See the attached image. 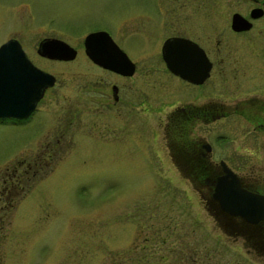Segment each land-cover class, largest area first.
<instances>
[{
	"label": "rangeland",
	"instance_id": "rangeland-1",
	"mask_svg": "<svg viewBox=\"0 0 264 264\" xmlns=\"http://www.w3.org/2000/svg\"><path fill=\"white\" fill-rule=\"evenodd\" d=\"M249 5L247 0H0V43L16 38L35 65L55 76L30 120L0 123V167L43 160L5 217L0 264H264L256 244L213 218L203 180L185 178L159 159L167 152L161 128L141 140L119 142L108 140L112 132L87 131L80 119L81 83L85 67L91 68L81 42L90 30L103 28L115 39L122 29L142 31L158 39L160 11L165 17L198 12L201 19L211 17L202 20L212 23L214 35L225 36L230 12ZM130 15L140 21L125 24ZM198 32L207 33L203 27ZM49 36L74 47V57L36 53L38 41ZM158 42L148 49L139 47L146 41L123 48L159 71ZM213 85L216 92L227 90L217 78ZM244 118L223 119L211 134L227 136L216 153L238 175L254 180L263 177L264 130L256 133Z\"/></svg>",
	"mask_w": 264,
	"mask_h": 264
},
{
	"label": "flooded vegetation",
	"instance_id": "flooded-vegetation-1",
	"mask_svg": "<svg viewBox=\"0 0 264 264\" xmlns=\"http://www.w3.org/2000/svg\"><path fill=\"white\" fill-rule=\"evenodd\" d=\"M247 2L250 5L245 10L230 12L225 36L214 35V27L209 22L211 17H203L209 19L206 20L209 23L204 22L198 12L165 17V11H160L155 17L156 24L161 25L159 31L156 29L158 39L142 31L122 29L115 39L103 28L90 30L107 32L132 65L130 71L122 73L93 62L84 52L82 38V50L91 68L85 67L87 69L81 83L80 119L87 131L98 130L102 135L112 132V139L108 140L119 142H129L134 137L141 140L150 135L149 131L161 128L162 142L167 152L159 159L169 161L185 178L202 179L208 189V199L233 224L230 230L238 227L241 231L243 224L257 226L256 253L264 255V223L258 221L251 224L240 217L231 216L221 211L210 196V181L223 173L219 161L222 160L232 170L225 158L215 151L216 144L223 147L228 140L227 136L217 135L224 138L215 142L217 136L211 134L215 124L233 115H244L243 120L251 125V130L258 131L256 133L264 130V0ZM234 13L241 15L245 19L243 23L249 26L237 30L231 28ZM123 19H126L125 24L140 21L133 15ZM200 27L207 33L200 34ZM120 35L124 38L121 39ZM157 40L159 59L156 65L159 71L145 61L138 62L123 48L125 44L139 46L134 44L146 41L139 47L148 49L155 46ZM199 49L205 56L202 60H199ZM172 52L176 54L174 70L167 65L162 54L171 56ZM92 71L94 74L90 75ZM216 78L224 83L226 91L214 90ZM39 99L26 116L0 117V123H26L38 110ZM95 139H100L99 135ZM259 141L253 145L255 149L251 154L254 156L262 146ZM231 152L228 150L225 155ZM240 159L244 160V155ZM42 161H18L11 170H6V164L0 167L5 168L0 172V238L6 233V228L3 233L5 217L13 210L17 197H21L29 188L28 180L34 178ZM235 174L242 187L264 195V168L263 177L254 180Z\"/></svg>",
	"mask_w": 264,
	"mask_h": 264
},
{
	"label": "water",
	"instance_id": "water-1",
	"mask_svg": "<svg viewBox=\"0 0 264 264\" xmlns=\"http://www.w3.org/2000/svg\"><path fill=\"white\" fill-rule=\"evenodd\" d=\"M244 20L241 15L234 13L231 16V28H247L249 24L243 23ZM83 44L85 54L93 62L122 73L130 71L132 63L107 32H88L83 38ZM75 52V48L64 40L50 36L41 38L36 47V53L49 59L69 60ZM162 54L167 65L174 70L175 52L171 56ZM204 57L199 49V60ZM53 82V74L34 65L16 38L9 37L0 43V117L26 116L44 89ZM219 164L223 173L210 181V196L220 210L240 217L247 223H264V195L242 187L235 172L222 160Z\"/></svg>",
	"mask_w": 264,
	"mask_h": 264
},
{
	"label": "trees",
	"instance_id": "trees-1",
	"mask_svg": "<svg viewBox=\"0 0 264 264\" xmlns=\"http://www.w3.org/2000/svg\"><path fill=\"white\" fill-rule=\"evenodd\" d=\"M207 202H208V205H211V208H213V210H214V217L215 218H218L219 219V221H221V223L223 224V225H225V227H227V228H229L231 225H233L230 221H229V219L227 218V217H225L224 215H222L217 209H216V207L214 206L215 204H213L212 202H211V200H207ZM241 227V231H242V233L246 236L245 237V241L246 242H248L249 244H252V245H254L255 246V241H256V239H255V235L257 234V230H258V227L257 226H255V225H248V224H243V225H241L240 226ZM235 229H238V227H236ZM240 230V229H239ZM241 232H240V234H242ZM242 234V235H243ZM243 235V236H244ZM253 242V243H252ZM253 246V247H254ZM255 248V247H254Z\"/></svg>",
	"mask_w": 264,
	"mask_h": 264
}]
</instances>
